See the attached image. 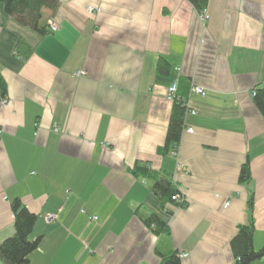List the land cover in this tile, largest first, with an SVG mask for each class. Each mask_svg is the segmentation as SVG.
Wrapping results in <instances>:
<instances>
[{
  "label": "crops",
  "instance_id": "0c3cea01",
  "mask_svg": "<svg viewBox=\"0 0 264 264\" xmlns=\"http://www.w3.org/2000/svg\"><path fill=\"white\" fill-rule=\"evenodd\" d=\"M3 5L0 244L19 198L38 216L28 264H158L169 252L182 264H233L230 242L250 221L253 247L264 246V116L252 96L264 86V0H208L204 20L189 0H60L44 12L45 24L59 22L47 34ZM173 81L183 129L161 152ZM141 163L164 171L184 204H163L135 176ZM246 163L250 179L239 181ZM154 214L164 231L147 223Z\"/></svg>",
  "mask_w": 264,
  "mask_h": 264
},
{
  "label": "trees",
  "instance_id": "16d2710c",
  "mask_svg": "<svg viewBox=\"0 0 264 264\" xmlns=\"http://www.w3.org/2000/svg\"><path fill=\"white\" fill-rule=\"evenodd\" d=\"M60 0H4V11L15 18L21 25L34 30L39 31L42 34H47L48 28L44 22V12L48 10H56ZM193 7L200 11H203L208 0H189ZM26 55V54H25ZM158 74L167 75L170 70L168 62L161 57L157 63ZM6 84L0 74V102L6 97ZM184 94L179 92L173 98V104L171 106V114L169 117V123L166 129V136L164 144L161 148V152H167L170 149H176L183 129V117L185 113L186 101ZM252 96L254 103L258 109H260L264 116V86L258 84L252 90ZM133 172L137 177H146L152 182V188L157 192L164 204V201H173L171 196L175 193L171 185L169 176L165 172L156 171L146 164L135 165ZM239 181L246 182L250 179L249 167L246 163L240 169ZM174 202V201H173ZM253 199L248 201L249 210H252ZM11 209L14 216V233L4 239L0 244V259L4 261V264H28V254L35 250L39 239L35 238L31 240L28 235L34 227V222L37 219V215L29 211V209L21 203L19 198H13L11 200ZM148 224L156 223V227L164 231V223L155 214L148 220ZM237 233L232 237L230 242L231 250L234 254L233 264H250L263 258L264 246L255 249L253 247V222L248 224H242L239 227ZM158 264H182L180 263V257L175 252H169L165 255H161L160 262Z\"/></svg>",
  "mask_w": 264,
  "mask_h": 264
},
{
  "label": "built area",
  "instance_id": "2783aa9c",
  "mask_svg": "<svg viewBox=\"0 0 264 264\" xmlns=\"http://www.w3.org/2000/svg\"><path fill=\"white\" fill-rule=\"evenodd\" d=\"M101 10L100 7H94L92 5H90L88 7V12H99ZM208 17L207 13H206V10H203L201 11V18L204 20ZM46 25H47V28H48V31L49 32H55L59 29V22H58V19H56L55 17H51V18H47L46 19ZM85 72L84 71H80L77 73V75H82L84 74ZM168 88V91H167V98L168 99H172L176 96V93H177V81H173L172 83H170V85L167 87ZM195 93H198L200 95H204L205 93V89L204 87H200V86H197V85H192V88H191ZM3 101V100H2ZM187 131L189 132H192V128H187ZM175 149H173L174 151ZM172 151V152H173ZM172 200L174 202H177L180 206H182L185 202V199L184 197L177 191L175 192L172 196H171ZM228 202H225V205H227ZM58 214H54V213H51V212H44V216L46 219L48 220H53L57 217ZM264 258V256H263Z\"/></svg>",
  "mask_w": 264,
  "mask_h": 264
}]
</instances>
